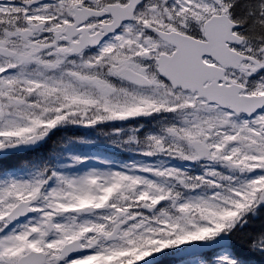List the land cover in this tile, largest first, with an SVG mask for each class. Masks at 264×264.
I'll use <instances>...</instances> for the list:
<instances>
[{
    "label": "snow or ice",
    "instance_id": "1",
    "mask_svg": "<svg viewBox=\"0 0 264 264\" xmlns=\"http://www.w3.org/2000/svg\"><path fill=\"white\" fill-rule=\"evenodd\" d=\"M66 125L147 159L19 158ZM193 242L264 264V0H0V264H190Z\"/></svg>",
    "mask_w": 264,
    "mask_h": 264
},
{
    "label": "rangeland",
    "instance_id": "2",
    "mask_svg": "<svg viewBox=\"0 0 264 264\" xmlns=\"http://www.w3.org/2000/svg\"><path fill=\"white\" fill-rule=\"evenodd\" d=\"M159 119V118H158ZM154 131V130H153ZM124 131L122 132L123 135ZM94 135L93 133H88L83 131L81 134V138L77 142L67 143L64 148L60 149L58 155L52 158L53 163H51V167L58 171L63 172L67 175H78L83 171L92 168V167H102V168H120L124 164L129 163L130 161H139L142 159H147L138 156L136 153L131 151H126L128 158L124 159H114L109 156H104L105 153L99 152V148L101 147L99 144H95L90 136ZM120 138V137H117ZM119 152L123 150L121 148L116 147ZM82 156L88 157V159L81 163L76 164L73 161L74 156ZM154 159V158H153ZM108 161L107 164H102L101 161ZM171 163L177 167L185 168L190 167L191 170H196L197 172L200 170L199 166L196 167V164L189 165V162H181V161H171ZM22 174H26V170H21ZM207 232L201 233V235H207ZM197 259H193L190 261V264H196Z\"/></svg>",
    "mask_w": 264,
    "mask_h": 264
},
{
    "label": "trees",
    "instance_id": "3",
    "mask_svg": "<svg viewBox=\"0 0 264 264\" xmlns=\"http://www.w3.org/2000/svg\"><path fill=\"white\" fill-rule=\"evenodd\" d=\"M127 124H129V123H126L125 125H127ZM103 127L104 128H101L98 126L97 130H101V129L110 130V128L108 126H103ZM70 131H73V129L70 125H66V126L59 128L55 132V134L51 137V139H49V141L39 151H37L35 154H32V156H34V155L36 156V157H34V160H40L41 162L46 161L49 164L51 162V159L55 155H57L59 153V150L64 148L67 143L77 142L79 140V137L71 134ZM112 138H115V137L106 136V138L99 137V138H95V139L97 140V143L107 145L108 140H110ZM104 151H105V153H107L109 155H115V154H113L112 151H110L108 149H105ZM119 156H122V155H119ZM249 264H260L259 258L257 257L254 260H251L249 262Z\"/></svg>",
    "mask_w": 264,
    "mask_h": 264
},
{
    "label": "water",
    "instance_id": "4",
    "mask_svg": "<svg viewBox=\"0 0 264 264\" xmlns=\"http://www.w3.org/2000/svg\"><path fill=\"white\" fill-rule=\"evenodd\" d=\"M43 143H41V144H43ZM39 146H37L36 148H38ZM36 148H33V149H25L24 152L32 151V150H34ZM205 251H206V249H205V247L202 244H197V245H193V246L188 247L185 250H183L182 253H181V255L182 256H187V255H191V254L203 253Z\"/></svg>",
    "mask_w": 264,
    "mask_h": 264
}]
</instances>
